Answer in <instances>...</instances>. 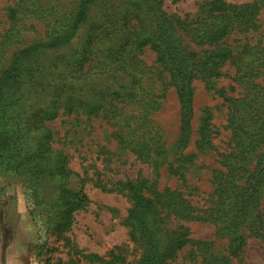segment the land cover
<instances>
[{
    "label": "trees",
    "instance_id": "16d2710c",
    "mask_svg": "<svg viewBox=\"0 0 264 264\" xmlns=\"http://www.w3.org/2000/svg\"><path fill=\"white\" fill-rule=\"evenodd\" d=\"M98 1L104 0H12L6 8L8 27L0 36V164L13 175L19 173L21 180H30L33 188L44 177L58 182L54 211L44 213L43 224L47 233L63 240L70 250L67 261L55 264H124L126 256L118 247L104 255L85 252L65 235L74 213L90 202L83 190L87 178L67 166L65 154L51 148L52 132L45 122L78 110L86 117L102 116L111 122V137L119 146L155 168L166 163L183 181L180 171L194 157L182 150L190 142L195 79L205 82L225 103V127L232 144L219 160L220 169H214L206 206L194 205L178 189L158 188L156 179L136 176L108 183L99 173L88 179L101 191L128 199L124 225L129 240L140 249L136 264H168L188 244L195 245L190 251L203 257L205 264H227L228 255L237 256L244 245V231L264 249V205L260 209L264 200V44L260 39L251 42L260 28L258 14L264 0L239 4L211 0L205 13L194 18L165 13L163 0H119L120 11L101 13L83 34L89 8ZM39 23L45 28V38L9 51L21 42V33L34 31ZM67 45L70 52L53 56L49 71L60 79L54 80L51 73L40 78L43 68L36 62L28 68L26 63L35 57ZM145 47L160 67L156 78L145 76L149 70L137 58ZM88 61L94 62L98 76H113L115 85L96 89L91 87L93 82L86 83L92 68L88 63L83 69ZM225 66L233 68V85L227 89L209 85L224 75ZM28 79L37 99L42 98L39 102L26 97ZM156 81L160 93L151 94ZM85 84L90 86L87 94H79ZM167 86L176 94L179 115L171 161L162 158L160 136L150 119L159 105L155 99L164 95ZM235 86L241 88L240 93L230 95ZM209 117L205 110L197 130L198 148L211 147ZM191 221L216 226L228 238V255L213 256L208 243L192 240L185 225ZM45 264H53L50 257Z\"/></svg>",
    "mask_w": 264,
    "mask_h": 264
},
{
    "label": "rangeland",
    "instance_id": "374dc122",
    "mask_svg": "<svg viewBox=\"0 0 264 264\" xmlns=\"http://www.w3.org/2000/svg\"><path fill=\"white\" fill-rule=\"evenodd\" d=\"M209 1L211 0H178L173 2L163 0L161 8L167 14L174 13L180 16L188 14L194 18L205 13L206 4ZM224 1L239 4L251 0ZM11 4L12 0H0V36L3 30L8 27L6 8ZM121 8L119 0H104L92 4L88 11V20L83 26V34L101 13L110 9H115L118 12ZM258 17L260 28L253 35L251 42L260 39L264 44V7L260 10ZM45 36V28L40 23L36 24L34 31L21 33V42L12 45L9 51L11 52L32 40H41ZM80 42L81 40L70 45L76 47ZM70 45L58 52H45L35 57L34 61L26 64L28 68L33 62L42 65L43 72L39 71L42 75L40 78L44 79L45 75L51 73L55 80L58 78L57 73L49 72L51 71L52 57L62 52L69 53ZM137 58L142 61L141 65L143 64L144 68L149 70V72H145V76L156 78L157 72H160V67L155 62L154 53L145 47L137 54ZM88 63L89 61L85 63L83 69H86ZM89 64L92 68L87 73L86 83L93 82L91 87L96 89L105 86L110 87V84L115 85L116 79L113 76H98L96 73L98 69L94 67V62ZM223 72L224 75L216 80H211L209 85L224 89H227L231 84L233 85L231 81L233 68L225 66ZM27 74L29 75L30 71H27ZM161 76L163 80H167L166 73L162 72ZM258 80L261 81V79ZM157 83L158 81L151 85L153 91L151 94L160 93V87ZM192 85L191 136L189 144L182 152L184 155L193 154L194 157L192 162L184 165L185 168L180 171L184 174L183 181L178 174L169 171L166 163L162 162L158 168H155L151 163L140 160L130 150L119 146L111 137L113 129L111 122L102 116L86 117L78 110L71 114L59 113L56 118L45 122L52 132L51 148L65 154L67 166L87 178L83 182V190L90 202L83 209L74 213L71 228L65 232V235L78 248L85 252L104 255L108 250L118 247L126 256L124 264H136L140 256V249L129 240L127 228L124 225V218L129 207L128 199L122 194L109 193L94 187L88 178L95 177L96 173H99L101 178L108 183L117 179H134L136 176L156 179L158 188L178 189L188 196L194 205L200 207L207 205L212 189L211 181L214 169H220L219 160H221V156L227 155L231 151L232 144L230 132L225 127L227 110L222 98L215 94L212 89H207L202 80L195 79ZM89 87L88 84L82 86L79 94H87ZM235 87L236 90L230 92V95L234 96L236 93H240L241 88ZM25 91L29 102L42 100V98L37 99L36 90H31L30 80L26 83ZM155 100L159 102V105L150 115L151 124L160 136L161 148L164 151L161 155L162 158L167 156V161H171L172 156H174L171 149L178 134L179 122L176 94L172 87L167 86L164 95ZM205 110L210 113L211 147L198 148L197 143H195L198 138L197 130ZM37 139L38 136L32 137L33 145L36 144ZM40 165L44 168L46 162L42 160ZM173 165L175 166V164ZM17 174L13 175L8 169H5L4 164H0V264H5V251L13 249L21 250V264H45L48 257H50V263L53 264L59 260L67 261L69 247L63 245V240L56 239L54 235L47 233L43 224L44 213L54 211L58 182L44 177L39 182L37 180L38 186L33 188L30 180L23 181L19 178V173ZM72 182L74 180H70V183L74 184ZM260 203L261 209L264 205L263 198ZM185 225L188 227L189 237L194 241L208 243V251L213 256L228 255V238L222 235L216 226L198 221L186 222ZM242 234L244 245L237 256L228 255L227 264H264V249L261 247L260 241L246 231ZM191 248H195V245L184 246L168 264H205L202 260L203 257L196 254L197 252L190 251ZM201 255L203 256V253ZM78 264L88 263L80 262Z\"/></svg>",
    "mask_w": 264,
    "mask_h": 264
},
{
    "label": "crops",
    "instance_id": "0c3cea01",
    "mask_svg": "<svg viewBox=\"0 0 264 264\" xmlns=\"http://www.w3.org/2000/svg\"><path fill=\"white\" fill-rule=\"evenodd\" d=\"M5 264H21V250L13 249L10 251H5L4 254Z\"/></svg>",
    "mask_w": 264,
    "mask_h": 264
}]
</instances>
